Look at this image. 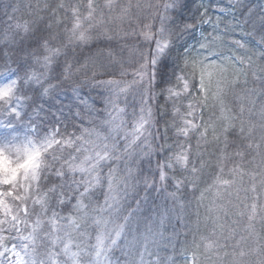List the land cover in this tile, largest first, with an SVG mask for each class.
I'll list each match as a JSON object with an SVG mask.
<instances>
[{
  "label": "trees",
  "instance_id": "obj_1",
  "mask_svg": "<svg viewBox=\"0 0 264 264\" xmlns=\"http://www.w3.org/2000/svg\"><path fill=\"white\" fill-rule=\"evenodd\" d=\"M96 2L102 8L103 0ZM60 3L65 6L58 7ZM88 3L0 0V20H20L29 26L32 38L50 40L60 51L59 64L79 72L82 80L121 81L131 106L142 108L148 118V134L110 167L119 202L105 205L107 185L92 196L93 209L108 221L107 232L123 226L127 243L112 251L118 264H138L141 255L147 264H181L186 255L194 264H259L264 259V0H177L165 12L148 8L149 0H131L140 7H133L129 19L109 21L105 10L104 25H85L91 40L70 42L72 9L78 5L86 13ZM162 21L172 31L173 44L164 56L167 71L156 65L148 112L145 100L135 94L133 77L131 82L127 75L132 67L127 60L134 53V60L144 59L146 44L136 26L152 25L158 32ZM187 23L195 27L185 31ZM214 35L222 37L215 49L220 58L233 60L213 79L206 100L198 70L192 75L184 58L186 49L194 57L211 55L200 50V43ZM179 76L188 80L189 91H184ZM217 80L222 103L213 95ZM253 204L257 215L250 220ZM96 231L90 224V245L95 244ZM205 238L215 242L213 249L204 247ZM241 251L246 255L241 257Z\"/></svg>",
  "mask_w": 264,
  "mask_h": 264
},
{
  "label": "rangeland",
  "instance_id": "obj_2",
  "mask_svg": "<svg viewBox=\"0 0 264 264\" xmlns=\"http://www.w3.org/2000/svg\"><path fill=\"white\" fill-rule=\"evenodd\" d=\"M176 1L174 0L175 4ZM171 3L173 0H149L148 8L152 11L162 8L165 12L169 9H166L165 5ZM143 27L136 26L139 34ZM28 28L24 22L17 19L0 20V88L12 89L11 95L0 98V121L15 124L14 129L0 125V142L13 133L18 134V141H24L25 135L28 134L25 122L30 119L34 124H39L41 135L51 131L56 125H59L62 134L73 135L74 138L80 137L83 129L92 130L91 135L83 133L86 142L82 146L81 142L77 141L76 148L65 149L62 153L57 150V155H62L63 159L82 158L84 149L94 152L107 149V158L103 164H96V171L89 172L85 186L94 185L95 177L103 176L104 162L119 152L113 151L114 139H117L115 143L120 142L130 147L142 135V123L129 119L130 109L122 97V92L115 86L104 84L95 93H86L80 86L82 81L78 80V76L75 77L80 73L70 70L68 72L66 68L61 70L57 63V52L52 44L30 37ZM142 38L146 44L144 59L137 57V60H134L135 46L133 42L129 44L130 54H134L127 60L129 64L132 61L127 75L131 77V82L133 77L135 85L132 87L136 88V96L139 95L145 100V110L151 112L154 100L152 83L155 81L153 73L156 65H148L143 69L142 66L148 64L155 55V42L146 40L143 36ZM213 59L219 60L220 57ZM141 70L144 72L142 78L137 75ZM81 98L87 99L95 111H87L80 102ZM108 101H114L115 108ZM13 109L20 115L12 114ZM77 111L81 115L77 116ZM10 154L14 160L23 159L22 152L12 151ZM60 164V160H53L49 155L36 178L28 172L21 174L11 185L0 184V241L5 237L1 228L4 226L5 232L12 236L11 248L15 245L17 250L23 251L25 247L32 249L36 246L43 252L46 245L50 246L47 236L49 231L63 234L62 220L51 226V222L56 219L53 214L57 213L61 217L67 215L74 193L70 186L79 187L82 182L67 176L63 179L56 176L55 172ZM53 187L55 191L52 190ZM180 205L174 212L177 219ZM56 251L59 252L60 248L57 247ZM187 264H192L191 258Z\"/></svg>",
  "mask_w": 264,
  "mask_h": 264
},
{
  "label": "snow or ice",
  "instance_id": "obj_3",
  "mask_svg": "<svg viewBox=\"0 0 264 264\" xmlns=\"http://www.w3.org/2000/svg\"><path fill=\"white\" fill-rule=\"evenodd\" d=\"M63 3H60L58 7H64ZM133 7L139 8L140 4L133 5L131 0L127 3L120 4L118 0H103L102 8L97 4L96 0H89L86 5L87 12L81 13L79 6L73 7V27L70 30L69 41L87 43L92 39L88 28L85 27L87 24L89 27L93 24L104 25L107 19L109 21L123 22L132 16ZM175 7V2L166 4L165 8ZM206 11V10H205ZM208 22H211L210 17H206ZM216 24H219V18H217ZM145 29L141 32V35L146 40H154L155 42V55L149 60L148 64L143 65V68L148 65H158L167 71V65L164 62V56L168 50L172 47V31L169 30L166 25L161 23L158 32L152 31V25H145ZM194 23H187L184 25V30L189 31L194 28ZM105 34H108L109 30L104 28ZM222 37L220 35H214L212 37L205 36L200 43V50L211 55L203 56H192L191 51L186 49L187 55L184 58V64L186 68H191L192 75H195L196 71L199 72V84L200 87L205 90L207 100L208 87L212 83L214 78L221 77L222 74L227 70L226 65L232 63V57H221L219 60H214L213 57H220V53L215 51L219 46ZM235 44L243 47V42L234 41ZM237 60L242 62V57H237ZM155 73H153L154 75ZM137 75H144L143 70L137 72ZM178 79L181 81L184 91H189L188 80L183 76H179ZM15 83V81H14ZM103 83L109 86H115L119 91H126V86L121 88V81L110 79L103 81ZM12 89L10 87L0 88V98L11 95ZM214 98L218 103H222V92L220 88V80H217L216 91L213 94ZM87 111H95L90 105L87 99L81 98L80 101ZM115 108L114 101H108ZM122 111V110H121ZM12 114L17 116L20 115L15 109L12 110ZM77 116L81 115L79 111L76 113ZM91 119V118H90ZM26 126L28 128V134L25 135L24 141H18V134L13 133L10 137L5 138L0 142V184L11 185L15 180L20 178L21 174H27L31 172L33 178H36L42 165H44L51 155L53 160H60V167L56 170L55 175L63 177L69 172H75L79 169L80 172H92L96 171V164H103V161L107 158L105 153L107 149L100 152H94L89 149H84L82 158L70 157L69 159H63L62 155H57V150L61 153L65 149L76 148L77 141L81 142V146L84 141L83 133L92 134V130L83 129L80 137H73V135L62 134L60 132L59 125L53 126L51 131L40 134V126L38 123H33L32 119L28 120ZM111 123V121H109ZM0 125L9 129H14L15 124H9L4 121H0ZM22 152L23 159L14 160L11 156V152ZM95 162V163H94ZM92 165V167H88ZM51 167V165H49ZM95 186L89 188L87 193L80 194L82 199L78 198L76 203L70 208L68 215L63 217L59 214L54 213L55 220L51 222V226H54L59 220L63 221V234L60 232L49 231L47 233L50 241V246L46 245L45 250L41 252L38 247L34 246L32 249L25 247L23 251L17 250L16 246L13 245L11 249L6 251H0V264H5V256L10 257L8 264H81L83 258L87 257L88 264H110L109 253L112 247L118 245L122 235L123 226H117L111 233L107 232L108 221L105 217L99 213H96L92 207V196L96 188H103L107 185V193L105 194V205L109 200L115 198L114 187L115 181L112 177V170L109 169V175L107 178L97 175L95 177ZM226 183V182H225ZM55 191V187L52 188ZM61 204L63 202H60ZM103 209L100 208V213ZM257 215V205L253 204L250 209V220L254 219ZM90 224L96 225L95 244H89L88 241L92 239V236L88 232ZM251 227V224H249ZM59 247L60 251L57 252L56 248ZM204 247L211 250L215 247V242L205 238ZM246 253L240 252V256H245ZM29 257V259H25ZM64 257V259H61ZM140 264H144L143 256L141 255ZM150 264H159V260L150 262ZM259 264H264V259H261Z\"/></svg>",
  "mask_w": 264,
  "mask_h": 264
},
{
  "label": "clouds",
  "instance_id": "obj_4",
  "mask_svg": "<svg viewBox=\"0 0 264 264\" xmlns=\"http://www.w3.org/2000/svg\"><path fill=\"white\" fill-rule=\"evenodd\" d=\"M14 159V158H13Z\"/></svg>",
  "mask_w": 264,
  "mask_h": 264
}]
</instances>
